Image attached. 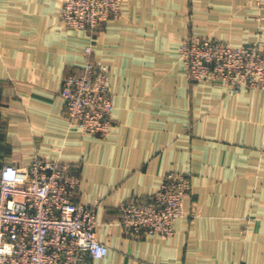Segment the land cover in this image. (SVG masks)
Listing matches in <instances>:
<instances>
[{"label":"crops","instance_id":"obj_1","mask_svg":"<svg viewBox=\"0 0 264 264\" xmlns=\"http://www.w3.org/2000/svg\"><path fill=\"white\" fill-rule=\"evenodd\" d=\"M62 0H0V167L39 153L77 167L76 201L93 205L105 257L84 264H264V91L192 82L189 36L264 41L255 0H125L96 34L111 72L112 127L83 135L58 93L89 38L65 26ZM168 172L191 189L171 235L130 236L120 205L151 200Z\"/></svg>","mask_w":264,"mask_h":264},{"label":"built area","instance_id":"obj_2","mask_svg":"<svg viewBox=\"0 0 264 264\" xmlns=\"http://www.w3.org/2000/svg\"><path fill=\"white\" fill-rule=\"evenodd\" d=\"M125 0H62L66 27L85 31L89 41L78 72L63 77L58 93L70 124L83 135L105 136L112 127L111 72L93 57L96 34L118 17ZM262 6L264 0H255ZM187 77L218 82L237 93L264 91V41L233 44L208 36H189L180 45ZM77 167L58 158L35 154L21 168L0 167V264H84L99 259L109 246L96 235L93 205L76 201ZM191 189L186 172H168L151 200L120 205V222L130 236L171 235L174 222L185 216L184 198Z\"/></svg>","mask_w":264,"mask_h":264},{"label":"rangeland","instance_id":"obj_3","mask_svg":"<svg viewBox=\"0 0 264 264\" xmlns=\"http://www.w3.org/2000/svg\"><path fill=\"white\" fill-rule=\"evenodd\" d=\"M192 82H194V81H192Z\"/></svg>","mask_w":264,"mask_h":264}]
</instances>
